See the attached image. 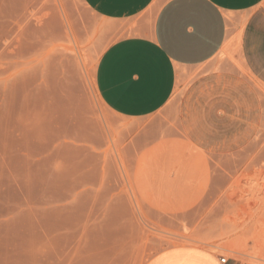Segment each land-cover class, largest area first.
Returning a JSON list of instances; mask_svg holds the SVG:
<instances>
[{
    "label": "rangeland",
    "instance_id": "374dc122",
    "mask_svg": "<svg viewBox=\"0 0 264 264\" xmlns=\"http://www.w3.org/2000/svg\"><path fill=\"white\" fill-rule=\"evenodd\" d=\"M135 25L103 19L84 0H0V139L29 140L36 131L50 144L45 154L68 143L74 159L80 146L95 152L97 137L104 171H113L98 194L88 187L71 195L81 207L69 224L44 227L51 233L42 247L47 264H145L184 244L210 248L231 264H264V117L256 137L235 153L198 149L178 118L191 74L180 77L158 112L114 115L96 69ZM234 52L220 57L246 74Z\"/></svg>",
    "mask_w": 264,
    "mask_h": 264
},
{
    "label": "crops",
    "instance_id": "0c3cea01",
    "mask_svg": "<svg viewBox=\"0 0 264 264\" xmlns=\"http://www.w3.org/2000/svg\"><path fill=\"white\" fill-rule=\"evenodd\" d=\"M84 1L103 19L136 23L133 34L103 52L96 69L98 91L114 115L141 119L158 112L180 77L191 74L178 109L190 143L229 155L256 137L264 117L258 88L264 87V0ZM233 50L246 74L220 57ZM101 146L96 137L95 152L80 146L71 159L68 143L45 154L50 144L40 143L36 131L29 140L0 139V264H47L43 243L51 233L44 227L69 224L81 207L71 195L88 187L98 194L112 177L104 171ZM221 258L184 244L160 250L145 264H231Z\"/></svg>",
    "mask_w": 264,
    "mask_h": 264
},
{
    "label": "built area",
    "instance_id": "2783aa9c",
    "mask_svg": "<svg viewBox=\"0 0 264 264\" xmlns=\"http://www.w3.org/2000/svg\"><path fill=\"white\" fill-rule=\"evenodd\" d=\"M221 261H222L223 263H226V262L228 261V259H227L226 257H222V258H221Z\"/></svg>",
    "mask_w": 264,
    "mask_h": 264
},
{
    "label": "bare ground",
    "instance_id": "6f19581e",
    "mask_svg": "<svg viewBox=\"0 0 264 264\" xmlns=\"http://www.w3.org/2000/svg\"><path fill=\"white\" fill-rule=\"evenodd\" d=\"M27 28H28V27H27ZM24 30H25V29H24ZM27 30L30 31V29H27ZM21 33H22V32H21ZM25 33H26V30H25ZM23 34H24V33H22V36H23ZM25 36H27V35H25ZM27 37H28V36H27ZM36 104H37V103H36ZM31 106H32V105H31Z\"/></svg>",
    "mask_w": 264,
    "mask_h": 264
}]
</instances>
